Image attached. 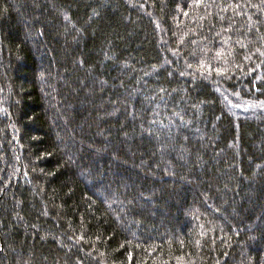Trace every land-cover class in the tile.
I'll return each instance as SVG.
<instances>
[{
    "label": "trees",
    "instance_id": "1",
    "mask_svg": "<svg viewBox=\"0 0 264 264\" xmlns=\"http://www.w3.org/2000/svg\"><path fill=\"white\" fill-rule=\"evenodd\" d=\"M0 264H264V0H0Z\"/></svg>",
    "mask_w": 264,
    "mask_h": 264
}]
</instances>
